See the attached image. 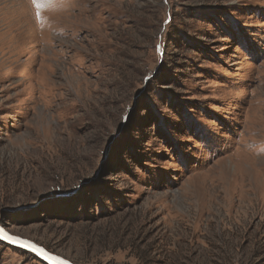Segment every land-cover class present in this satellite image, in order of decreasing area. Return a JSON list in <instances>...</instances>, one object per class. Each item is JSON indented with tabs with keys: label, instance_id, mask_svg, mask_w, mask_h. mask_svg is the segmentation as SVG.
<instances>
[{
	"label": "rangeland",
	"instance_id": "obj_1",
	"mask_svg": "<svg viewBox=\"0 0 264 264\" xmlns=\"http://www.w3.org/2000/svg\"><path fill=\"white\" fill-rule=\"evenodd\" d=\"M36 13L0 0V225L74 264H264V0Z\"/></svg>",
	"mask_w": 264,
	"mask_h": 264
},
{
	"label": "water",
	"instance_id": "obj_2",
	"mask_svg": "<svg viewBox=\"0 0 264 264\" xmlns=\"http://www.w3.org/2000/svg\"><path fill=\"white\" fill-rule=\"evenodd\" d=\"M0 230H2V231H0V240L1 241L5 242L11 246L20 248L22 250H25L27 252L34 254L35 256H37L40 260H42L46 264H52V261L44 259L43 255L41 253L34 251L31 247L26 246V244L27 245H35L37 249H43L45 253H48L49 255L58 257L60 261L64 262V264H74L70 260L50 252L48 249L44 248L43 246L36 244L35 242H33L31 240L13 235L7 229H5L2 225H0ZM4 233H7V236L12 238V239H5L4 235H3ZM25 242H26V244H25Z\"/></svg>",
	"mask_w": 264,
	"mask_h": 264
},
{
	"label": "snow or ice",
	"instance_id": "obj_3",
	"mask_svg": "<svg viewBox=\"0 0 264 264\" xmlns=\"http://www.w3.org/2000/svg\"><path fill=\"white\" fill-rule=\"evenodd\" d=\"M32 2H33L34 7L37 10V13H36L37 16H39L40 10L45 8L46 6H49L51 3V0H32ZM0 231H2V230H0ZM3 235H4L5 239H12V238L7 236V233H4ZM25 244H26V242H25ZM26 246H29L34 251L41 253L43 255L44 259L52 261V264H64V262L60 261L58 257L49 255L48 253H45L43 249H37L35 245H27L26 244Z\"/></svg>",
	"mask_w": 264,
	"mask_h": 264
},
{
	"label": "trees",
	"instance_id": "obj_4",
	"mask_svg": "<svg viewBox=\"0 0 264 264\" xmlns=\"http://www.w3.org/2000/svg\"><path fill=\"white\" fill-rule=\"evenodd\" d=\"M0 242H1L3 245H9V244H7V243L1 241V240H0ZM9 246H11V245H9ZM20 250H22V249H20ZM24 251H25V250H24ZM28 253H30V252H28ZM31 254H32V253H31Z\"/></svg>",
	"mask_w": 264,
	"mask_h": 264
}]
</instances>
